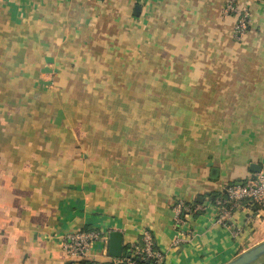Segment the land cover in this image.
Wrapping results in <instances>:
<instances>
[{
	"label": "crops",
	"instance_id": "crops-1",
	"mask_svg": "<svg viewBox=\"0 0 264 264\" xmlns=\"http://www.w3.org/2000/svg\"><path fill=\"white\" fill-rule=\"evenodd\" d=\"M227 1L0 0V264H77L75 231L106 236L87 264L111 232L148 231L163 264L264 240V210L239 202L223 226L212 202L264 173V1L233 0L239 40ZM179 202L200 210L179 220Z\"/></svg>",
	"mask_w": 264,
	"mask_h": 264
},
{
	"label": "built area",
	"instance_id": "built-area-1",
	"mask_svg": "<svg viewBox=\"0 0 264 264\" xmlns=\"http://www.w3.org/2000/svg\"><path fill=\"white\" fill-rule=\"evenodd\" d=\"M223 16L235 18L234 37L236 40L241 39L247 33L251 17L248 8H240L236 2L228 0L223 7ZM255 176V180L250 179L243 183L227 186L223 194L214 199L213 204L217 211L216 221L218 224L223 226L227 224L240 201L247 200L250 206L264 204V173L260 172ZM175 210L180 220V215L183 212L199 211L200 207L196 206L191 209L179 202L176 204ZM105 240V234L98 230L75 231L68 233L63 238L61 250L68 259L82 264L88 257L91 246ZM105 264H163V255L156 248L152 235L148 231H144L139 240L125 245L120 258H111Z\"/></svg>",
	"mask_w": 264,
	"mask_h": 264
},
{
	"label": "water",
	"instance_id": "water-1",
	"mask_svg": "<svg viewBox=\"0 0 264 264\" xmlns=\"http://www.w3.org/2000/svg\"><path fill=\"white\" fill-rule=\"evenodd\" d=\"M139 14L140 6L136 5L133 15L138 17ZM249 170L252 174L251 179L255 180V175L261 172V166L258 164H251ZM108 240V255L113 259L120 258L123 250L122 235L118 232H111ZM261 261L264 263V240L239 253L225 264H257Z\"/></svg>",
	"mask_w": 264,
	"mask_h": 264
},
{
	"label": "trees",
	"instance_id": "trees-1",
	"mask_svg": "<svg viewBox=\"0 0 264 264\" xmlns=\"http://www.w3.org/2000/svg\"><path fill=\"white\" fill-rule=\"evenodd\" d=\"M138 1V0H137ZM257 1H264V0H257ZM215 198H217V195H215ZM214 198V199H215ZM214 200H212V202H213ZM240 202H242V203H247V204H249V201H247V200H243V201H240ZM252 208H253V211L254 212H256V211H259V210H264V204H262V205H256V204H254V205H252L251 206ZM124 248H125V246H124ZM123 248V249H124ZM83 264H87V262H84Z\"/></svg>",
	"mask_w": 264,
	"mask_h": 264
}]
</instances>
